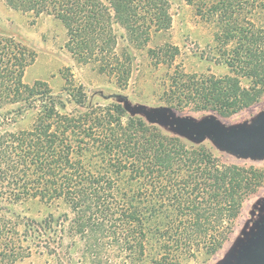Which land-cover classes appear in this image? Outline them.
<instances>
[{"label":"trees","instance_id":"1","mask_svg":"<svg viewBox=\"0 0 264 264\" xmlns=\"http://www.w3.org/2000/svg\"><path fill=\"white\" fill-rule=\"evenodd\" d=\"M1 1L13 11L52 16L78 61H100L111 72L122 67L114 26L141 47L152 27L171 25L167 0ZM199 1L201 11L207 0H186ZM240 40L252 72L248 88L235 76L189 77L180 85L181 78L175 84L185 91L169 106L181 109L191 100L226 117L258 103L264 44L243 30ZM33 60L26 47L0 36V109L37 112L30 129L0 134V193L14 205L37 201L55 211L19 224L0 208V264L34 253L57 264H179L202 247L219 250L248 196L251 169L222 164L211 149L127 115L121 104L86 103L80 88L54 94L46 83L27 85Z\"/></svg>","mask_w":264,"mask_h":264},{"label":"rangeland","instance_id":"2","mask_svg":"<svg viewBox=\"0 0 264 264\" xmlns=\"http://www.w3.org/2000/svg\"><path fill=\"white\" fill-rule=\"evenodd\" d=\"M100 1L104 4L107 2ZM167 1L170 27L158 32H154L152 27L149 40L144 46L131 44L126 32L114 26L117 37L114 52L122 66L118 72L104 70V63L100 61H78L69 51L66 29L52 16L34 17L29 13L13 11L1 0L0 36L13 38L33 53L34 60L25 70L23 78L27 85L40 81L46 83L54 94L66 88L74 93L80 88L86 97V103L88 101L92 105L104 106L107 102L122 105L115 98L120 96L127 99L131 109L145 107L152 112L168 107L183 119L203 122L213 118L226 129L249 127L256 118L264 114V93L255 105L226 117H221L212 110H204L199 103L191 100H187L188 103L182 105L181 109L169 106L168 101L172 100L173 104L178 101L180 92L185 91L180 85L189 77L195 78L194 81H201L208 77L219 79L235 76L241 87L250 86L252 72L243 63L246 55L244 42L240 40L241 31L258 34L264 44V0H207L201 11L199 8L203 6L202 1L194 4H189L186 0ZM229 6L232 8L229 9ZM180 79L181 84L176 85ZM36 113L33 110L20 114L17 106L0 109V134L30 129ZM135 117L189 145L211 149L222 164L251 169L250 175L253 178L248 196L244 199L240 215L222 247L215 252L209 247H202L193 256L184 255L179 261V264L226 263L239 244L264 220V157L243 159L217 148L209 138L195 143L177 136L171 129L173 125L169 118L148 123L143 116ZM163 124L167 126L164 127ZM0 208L7 220H16L19 224L25 218L40 221L49 211H55L54 207L47 209L37 201H22L14 205L1 193ZM19 230H22V226ZM64 244L68 246L69 239H65ZM16 264L57 263L52 257L34 253Z\"/></svg>","mask_w":264,"mask_h":264},{"label":"water","instance_id":"3","mask_svg":"<svg viewBox=\"0 0 264 264\" xmlns=\"http://www.w3.org/2000/svg\"><path fill=\"white\" fill-rule=\"evenodd\" d=\"M130 116H143L148 123L170 119L172 131L182 138L200 143L209 138L217 148L243 159L264 157V114L255 119L249 127L226 129L213 118L203 122L183 119L172 109L161 107L152 112L145 107L131 109L127 99L116 96ZM166 127V124H163ZM224 264H264V220L245 241L241 242L229 261Z\"/></svg>","mask_w":264,"mask_h":264}]
</instances>
